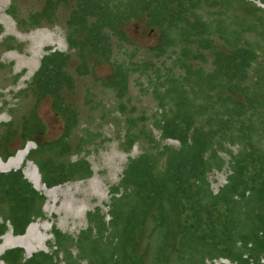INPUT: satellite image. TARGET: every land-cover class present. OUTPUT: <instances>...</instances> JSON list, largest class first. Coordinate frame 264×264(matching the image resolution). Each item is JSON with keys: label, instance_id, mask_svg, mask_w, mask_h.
I'll return each instance as SVG.
<instances>
[{"label": "trees", "instance_id": "obj_1", "mask_svg": "<svg viewBox=\"0 0 264 264\" xmlns=\"http://www.w3.org/2000/svg\"><path fill=\"white\" fill-rule=\"evenodd\" d=\"M256 1L264 5V0ZM61 3L66 1L49 0L31 16V24L39 25V17L51 24ZM230 8L248 12L249 17L230 19L226 14ZM138 21L159 34L161 45L154 52L166 57L170 67L150 64L149 74L147 64L132 66L129 58V65L115 64L109 86L121 94L131 73L144 76L160 112L153 128L162 141L175 140L178 147L160 144L155 153L145 149L129 160L118 184L109 189L107 214L99 207L89 212L87 228L75 238L52 227L50 254L25 258L21 249H12L0 257L1 262L212 264L224 258L234 264H261L264 10L244 0H76L65 22L67 47L83 64L88 59L108 62L112 41H127L126 26ZM207 51L213 55L208 71ZM68 58L47 49L31 79L35 95L52 98V109L65 119V134L48 144L37 141L34 137L42 128L36 118L31 124L26 120L28 128L21 133L22 145H36L26 161L35 164L48 189L91 176L85 159L70 161L65 142L75 124L71 109L59 96L72 86L66 72ZM124 122L131 148L138 136L130 131L133 121ZM225 165L226 184L214 193L208 176ZM44 202L21 171L0 174V238L9 226L14 236H20L29 224L43 219ZM5 205L13 217L3 215ZM144 241L147 250H139Z\"/></svg>", "mask_w": 264, "mask_h": 264}, {"label": "rangeland", "instance_id": "obj_2", "mask_svg": "<svg viewBox=\"0 0 264 264\" xmlns=\"http://www.w3.org/2000/svg\"><path fill=\"white\" fill-rule=\"evenodd\" d=\"M48 1L0 0V174L21 171L32 187L28 178L40 180L35 164L26 161L28 154L21 160L19 167L5 168L7 161L16 157L25 146H29L28 153L35 150L34 142L22 145L21 136L23 127L28 128L27 124L33 123V118L37 119L36 122L42 128V133L34 137L41 143L56 141L66 132V121L52 109V98L38 97L31 89V79L47 49H50L69 55L66 72L72 86L69 89L63 88L59 96L71 109L75 124L69 130L65 142L70 149V161L85 159L91 176L56 186L55 192L52 191L54 187L50 188L52 192L49 195L34 189L45 199L42 207L44 217L25 228L22 235L29 226H36L31 232L30 245H24V248L16 244L17 237L9 226L0 238V257L12 249H21L25 258L36 253L50 254L54 251L51 247L52 227L75 238L87 228L89 212L99 207L107 214L108 208L105 205L109 204V189L118 184L129 160L138 157L145 149H153L151 152L155 153L160 144L174 148L179 145L175 140L162 141L159 131L153 128L152 123L160 112L156 109L144 76L131 73L127 78L126 90L121 94L109 86L115 64L124 61L129 65V58L132 66L147 64L149 68L151 64L153 67H161L164 63L170 67L166 57H159L154 52L161 45L159 34L146 27L143 21L129 23L125 28L127 41H112L113 56L110 61L95 62L88 59L83 64L66 43L65 22L76 0H65V4L57 5L51 24L44 17L38 18L39 25L31 24V16L40 13ZM244 1L264 10V5L256 0ZM12 12L14 15H9ZM226 14L230 19L235 16L249 17L248 12L239 8H230ZM205 55L207 63L204 68L208 71L212 68L213 55L211 51L205 52ZM152 69L149 68L147 73L151 74ZM121 105L124 110L120 109ZM125 118L133 121L129 128L132 134L138 136L137 140L131 142V148L125 137L128 130ZM26 120L29 123L24 124ZM6 130H9L8 136ZM231 151L235 153L236 149L232 148ZM228 175L229 169L225 165L222 170L213 171L208 176L214 193L226 184ZM3 209L4 216L13 217L7 205ZM13 223L18 225L15 218ZM150 229L148 225L145 233L148 234ZM145 242H141L137 248L146 251ZM2 244L8 246L2 249ZM0 264L5 263L0 261Z\"/></svg>", "mask_w": 264, "mask_h": 264}, {"label": "bare ground", "instance_id": "obj_3", "mask_svg": "<svg viewBox=\"0 0 264 264\" xmlns=\"http://www.w3.org/2000/svg\"><path fill=\"white\" fill-rule=\"evenodd\" d=\"M28 150H29V146H25L24 149L20 150L18 153V155L16 157L11 158L10 160L7 161V163L5 164V168H15V167H19L20 166V162H22L21 160L24 158V156L26 154H28ZM24 160V159H23ZM28 178V177H27ZM28 180L33 184V188L35 190H38L40 192H42L45 195H49L52 191L55 192V189H53L52 191L50 189H48L45 185L42 184V182L38 179L37 181H33V179L28 178ZM36 226L32 225L29 226L28 229L26 230L24 235L21 236H16V244L20 247L24 248V245H30V238H31V232L33 229H35ZM8 245L7 244H2L1 247L2 249H5Z\"/></svg>", "mask_w": 264, "mask_h": 264}, {"label": "built area", "instance_id": "obj_4", "mask_svg": "<svg viewBox=\"0 0 264 264\" xmlns=\"http://www.w3.org/2000/svg\"><path fill=\"white\" fill-rule=\"evenodd\" d=\"M260 263L264 264V253L262 254V257L260 259ZM212 264H234V263H231L230 261H228L226 259H217V260H213Z\"/></svg>", "mask_w": 264, "mask_h": 264}]
</instances>
